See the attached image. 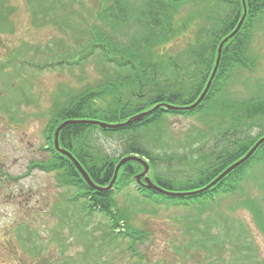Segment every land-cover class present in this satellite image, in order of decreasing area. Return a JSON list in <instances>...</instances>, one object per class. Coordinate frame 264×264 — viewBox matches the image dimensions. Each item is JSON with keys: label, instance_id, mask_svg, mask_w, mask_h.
<instances>
[{"label": "trees", "instance_id": "trees-1", "mask_svg": "<svg viewBox=\"0 0 264 264\" xmlns=\"http://www.w3.org/2000/svg\"><path fill=\"white\" fill-rule=\"evenodd\" d=\"M7 2L0 1V33L13 31L12 24H5L14 11ZM246 2V19L237 35L225 44L217 75L195 110L169 111L160 107L141 121L120 129L71 124L61 130V147L78 160L94 183L108 187L119 162L138 156L149 164L150 178L157 186L173 193L194 192L211 184L264 137V80L241 79L244 72L251 73L258 67L253 43L258 26L264 21V0ZM28 3L35 20L38 15L45 19L52 15V8L40 9L43 0ZM35 6L39 9L34 10ZM187 6L191 9L183 13ZM243 13L241 0H102L94 24L88 29L75 28L80 34L79 52L58 54L43 63H29L38 70L54 66L83 68L90 58L97 63L102 78L94 85L87 83L83 89L64 97L57 94L45 133L52 158L49 162L33 163L32 168L62 173L64 185L75 188L77 198L87 200L91 212H99L108 219L111 233L131 239L128 250L134 257L136 243L144 241L147 233L130 227L131 215L119 209L115 199L136 185V176L144 171V166L137 161L128 162L119 170L113 188L98 192L89 187L72 161L55 150V131L68 120L120 124L161 104L193 105L212 75L220 43L235 30ZM65 25L69 29L72 26ZM84 36L88 40L82 44ZM179 40H184V44H176ZM235 80L242 84L238 85L242 86L240 94L248 93L243 100L234 98L231 92ZM197 116L208 130H197L192 142L190 136L177 141L169 118ZM100 135L119 142L116 153H109L99 144ZM161 142H172L185 151L174 154L162 146L156 148ZM175 161L185 164L189 174L182 173L177 179L170 177ZM262 161L264 144L246 163L200 195L169 197L142 187L136 192L156 205L200 206L234 191L248 171ZM248 202L247 208L264 231L263 210L258 202ZM120 228L123 231H118Z\"/></svg>", "mask_w": 264, "mask_h": 264}, {"label": "rangeland", "instance_id": "rangeland-1", "mask_svg": "<svg viewBox=\"0 0 264 264\" xmlns=\"http://www.w3.org/2000/svg\"><path fill=\"white\" fill-rule=\"evenodd\" d=\"M43 3L40 9L52 8V15L35 20L28 0H8L14 11L5 24H12L13 31L0 33V264H264V231L247 208L248 201H256L264 213V161L234 191L200 206L156 205L141 197L136 185L117 195V207L131 215L130 227L147 233L135 245L136 257L128 250L131 239L111 233L108 219L91 212L88 201L64 185L62 173L32 168L52 158L45 133L57 94L64 97L102 78L92 58L83 68L38 70L29 65L79 52L80 34L75 31L94 24L102 0ZM258 31L253 43L258 67L241 77L248 82L264 80V21ZM81 39L85 44L88 36ZM235 81L233 97L243 100L248 93L240 94L242 84ZM199 119L170 117L176 140L190 136L192 142L197 130H208ZM99 144L114 154L119 142L100 135ZM161 146L174 154L185 151L172 142L155 147ZM173 166L170 177L190 172L177 161Z\"/></svg>", "mask_w": 264, "mask_h": 264}, {"label": "water", "instance_id": "water-1", "mask_svg": "<svg viewBox=\"0 0 264 264\" xmlns=\"http://www.w3.org/2000/svg\"><path fill=\"white\" fill-rule=\"evenodd\" d=\"M242 1V5H243V16L241 17L240 22L238 23L237 27L235 28V30L229 35L227 36L219 45L218 47V51H217V59L215 62V66L212 72V75L207 83V86L204 90V92L202 93V95L200 96V98L197 100L196 103H194L193 105L190 106H183V107H179V106H172L169 104H161L159 106H156L155 108H153L152 110L143 112L141 114H138L132 118H130L129 120H127L124 123H120V124H107L104 122H100V121H80V120H68L63 122L55 131L54 134V145H55V150L66 156L70 161L73 162V164L75 165L76 169L78 170V172L82 175V177L84 178V180L87 182V184L89 185L90 188L98 191V192H106L109 191L113 188L117 177H118V173L119 170L121 169L122 166H124L125 164H127L130 161H137L140 164H142L144 166V171L142 173H140L139 175L136 176V182H137V186L138 188L142 187V188H146V189H151L154 190L160 194L169 196V197H190V196H195V195H200L204 192H207L208 190L212 189L215 185H217L221 180H223L225 177H227L229 174H231L234 170H236L237 168H239L241 165H243L244 163H246L255 153L256 151L259 149L260 146H262L264 144V137L261 138L254 146L253 148L246 154L245 157H243L241 160H239L238 162L234 163L233 165H231L229 168H227L216 180H214L211 184H209L207 187L201 189V190H197L194 192H188V193H173V192H168L164 189H162L161 187L157 186L152 180L151 178L148 176L149 172H150V166L147 163V161H145L143 158H140L138 156H129V157H125L123 158L119 164L116 166L115 169V174H114V178L112 180V182L110 183V185L108 187H102L97 185L96 183H94L92 181V179L90 178V176L88 175V173L86 172V170L81 166V164L78 162V160L66 149H64L63 147L60 146V132L63 128H65L68 125L71 124H90V125H97L100 126L103 129H120V128H124L127 126L132 125L135 122H139L141 121L143 118H145L146 116L152 114L153 112H155L156 110H158L160 107H163L169 111H193L195 110L205 99V97L207 96L212 83L217 75L219 66H220V62H221V58H222V53H223V48L225 46V44L232 39L234 36L237 35V33L239 32V30L241 29L247 13H248V8H247V2L246 0H241ZM142 178L144 179V181H142Z\"/></svg>", "mask_w": 264, "mask_h": 264}, {"label": "flooded vegetation", "instance_id": "flooded-vegetation-1", "mask_svg": "<svg viewBox=\"0 0 264 264\" xmlns=\"http://www.w3.org/2000/svg\"><path fill=\"white\" fill-rule=\"evenodd\" d=\"M144 179L142 178V181H143Z\"/></svg>", "mask_w": 264, "mask_h": 264}]
</instances>
